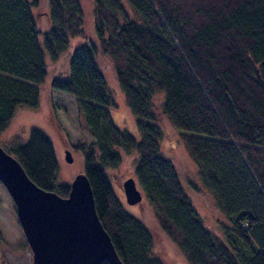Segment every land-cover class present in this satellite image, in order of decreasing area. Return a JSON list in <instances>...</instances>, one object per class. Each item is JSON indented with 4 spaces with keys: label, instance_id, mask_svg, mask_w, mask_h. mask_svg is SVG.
I'll return each instance as SVG.
<instances>
[{
    "label": "trees",
    "instance_id": "1",
    "mask_svg": "<svg viewBox=\"0 0 264 264\" xmlns=\"http://www.w3.org/2000/svg\"><path fill=\"white\" fill-rule=\"evenodd\" d=\"M92 1L95 41L84 32L79 0H45L42 12L41 0H0V132L17 106L38 104L48 62L72 48L67 73L49 86L74 99L92 137L74 147L122 264L165 262L112 187L119 147L135 152V181L188 264H264V0H126L134 17L123 0ZM100 56L110 61L138 137L112 118L116 102ZM156 107L213 195L221 235L204 223L161 154ZM4 149L36 185L68 195L42 129L29 127L25 140Z\"/></svg>",
    "mask_w": 264,
    "mask_h": 264
},
{
    "label": "rangeland",
    "instance_id": "2",
    "mask_svg": "<svg viewBox=\"0 0 264 264\" xmlns=\"http://www.w3.org/2000/svg\"><path fill=\"white\" fill-rule=\"evenodd\" d=\"M83 12V29L88 38L95 41L93 28V1L79 0ZM123 5L131 16L134 11L126 0ZM45 10V0H41L39 11ZM42 16V15H40ZM45 17L41 20L46 24ZM72 48L66 49L56 60L48 62V73L39 84V100L36 106H17L8 125L0 132V145L7 148L12 142L25 140L28 128L36 126L42 129L52 140L57 159L56 181L70 183L73 177L81 172V152L74 145L79 142L90 143L84 118L77 111L74 99L64 93L51 90L49 81L52 76L65 75L68 71V60ZM100 65L111 88L116 104L112 107V118L115 124L138 137L134 116L127 106L124 96L118 87L110 61L106 56L99 57ZM161 99L156 94L155 101ZM158 113V123L162 129L160 142L161 154L173 161L179 180L190 196L192 203L201 215L204 223L214 233L221 235L217 206L209 188L202 183L199 170L179 135L169 121ZM65 150H69L72 161L65 159ZM121 153V163L111 170V184L123 206L137 215L152 234L153 250L165 264H188L183 253L170 238L158 227L152 209L142 194L135 204H128L122 190V183L129 177L134 178L135 152ZM135 179V178H134ZM139 190L140 187L136 182ZM219 209V208H218ZM32 251L26 245L25 236L17 220L14 203L6 188L0 181V264H31Z\"/></svg>",
    "mask_w": 264,
    "mask_h": 264
},
{
    "label": "water",
    "instance_id": "3",
    "mask_svg": "<svg viewBox=\"0 0 264 264\" xmlns=\"http://www.w3.org/2000/svg\"><path fill=\"white\" fill-rule=\"evenodd\" d=\"M65 159L72 161L69 150ZM0 181L9 193L19 225L32 251L31 264H122L95 210L84 172L69 183L67 196L45 190L26 174L20 162L0 145ZM125 201L142 198L133 177L122 183Z\"/></svg>",
    "mask_w": 264,
    "mask_h": 264
}]
</instances>
